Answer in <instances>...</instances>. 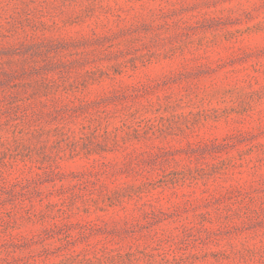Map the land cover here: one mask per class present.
<instances>
[{
  "label": "rangeland",
  "instance_id": "obj_1",
  "mask_svg": "<svg viewBox=\"0 0 264 264\" xmlns=\"http://www.w3.org/2000/svg\"><path fill=\"white\" fill-rule=\"evenodd\" d=\"M0 264H264V0H0Z\"/></svg>",
  "mask_w": 264,
  "mask_h": 264
}]
</instances>
